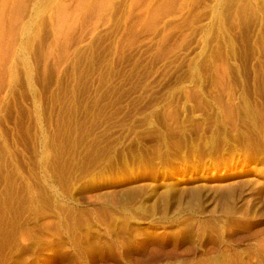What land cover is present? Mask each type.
Wrapping results in <instances>:
<instances>
[{
	"label": "rangeland",
	"instance_id": "rangeland-1",
	"mask_svg": "<svg viewBox=\"0 0 264 264\" xmlns=\"http://www.w3.org/2000/svg\"><path fill=\"white\" fill-rule=\"evenodd\" d=\"M0 264H264V0H0Z\"/></svg>",
	"mask_w": 264,
	"mask_h": 264
}]
</instances>
